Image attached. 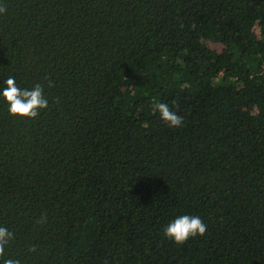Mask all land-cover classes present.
I'll list each match as a JSON object with an SVG mask.
<instances>
[{"label": "trees", "instance_id": "16d2710c", "mask_svg": "<svg viewBox=\"0 0 264 264\" xmlns=\"http://www.w3.org/2000/svg\"><path fill=\"white\" fill-rule=\"evenodd\" d=\"M0 7V91L48 100L0 97V264H264V0ZM182 215L205 234L168 238Z\"/></svg>", "mask_w": 264, "mask_h": 264}, {"label": "clouds", "instance_id": "9594fccd", "mask_svg": "<svg viewBox=\"0 0 264 264\" xmlns=\"http://www.w3.org/2000/svg\"><path fill=\"white\" fill-rule=\"evenodd\" d=\"M4 11L5 9L0 7V13ZM4 84L5 87L0 91V97L7 103L8 112L11 115L36 118L40 114L39 110L48 107V100L43 95V88L40 84L35 85L31 90L21 89L12 76H9ZM49 86H52L51 82ZM156 108L160 118L169 127H179L183 123V118L172 111L166 103L157 104ZM206 230L207 226L199 216L182 215L166 226L164 234L176 244H183L191 237L203 236ZM12 238V232L5 227H0V257L4 255L5 246ZM3 264H19V261L5 259Z\"/></svg>", "mask_w": 264, "mask_h": 264}]
</instances>
